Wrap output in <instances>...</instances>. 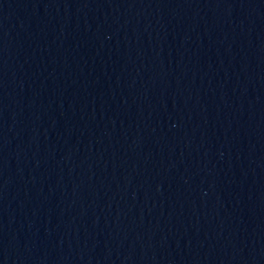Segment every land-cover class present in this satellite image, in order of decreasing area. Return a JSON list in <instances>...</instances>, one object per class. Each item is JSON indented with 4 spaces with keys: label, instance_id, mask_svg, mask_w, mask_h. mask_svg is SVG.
Instances as JSON below:
<instances>
[{
    "label": "water",
    "instance_id": "1",
    "mask_svg": "<svg viewBox=\"0 0 264 264\" xmlns=\"http://www.w3.org/2000/svg\"><path fill=\"white\" fill-rule=\"evenodd\" d=\"M0 264H264V0H0Z\"/></svg>",
    "mask_w": 264,
    "mask_h": 264
}]
</instances>
